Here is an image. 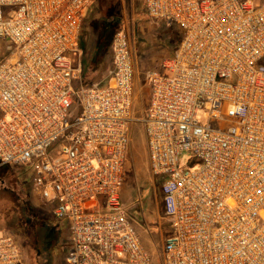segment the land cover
<instances>
[{
    "label": "built area",
    "instance_id": "obj_1",
    "mask_svg": "<svg viewBox=\"0 0 264 264\" xmlns=\"http://www.w3.org/2000/svg\"><path fill=\"white\" fill-rule=\"evenodd\" d=\"M94 1L0 0V166L31 165L35 192L68 221L67 264H151L121 202L136 121L129 35L114 33L104 84H84L68 56ZM145 7L182 33L148 73L141 119L173 229L163 264H264V0ZM185 151L198 168L181 166ZM0 264H23L2 232Z\"/></svg>",
    "mask_w": 264,
    "mask_h": 264
},
{
    "label": "rangeland",
    "instance_id": "obj_2",
    "mask_svg": "<svg viewBox=\"0 0 264 264\" xmlns=\"http://www.w3.org/2000/svg\"><path fill=\"white\" fill-rule=\"evenodd\" d=\"M262 0H255L259 7ZM124 30L130 38L135 66L136 121L131 125V145L125 164L121 202L151 256V264H163L161 239L173 235L171 223L158 213L163 212V180H154L149 171L146 134L141 122L150 98L148 73L160 69L177 49L176 27L154 22L148 17L145 0H97L82 27L78 48L69 53L75 68L81 64L82 81L86 85L104 84L113 64L112 36ZM51 156L58 154L51 152ZM195 160L191 151L181 157V166ZM31 165L0 166V232L12 235L23 254V264H67L70 249L68 221L57 220L54 205L34 190ZM157 244H159L157 250ZM48 257V258H47ZM48 259V261H47Z\"/></svg>",
    "mask_w": 264,
    "mask_h": 264
},
{
    "label": "crops",
    "instance_id": "obj_3",
    "mask_svg": "<svg viewBox=\"0 0 264 264\" xmlns=\"http://www.w3.org/2000/svg\"><path fill=\"white\" fill-rule=\"evenodd\" d=\"M96 1H97V0H96ZM96 1H94V2L92 3V5L90 6V8H89V10H88V12H87V14H86V17H87L89 11L91 10V8L93 7V5L95 4ZM86 17H85V19H86ZM153 21H154V22H158V21H155V20H153ZM84 22H85V20H84ZM159 23H163V22H159ZM78 46H81L80 42L78 43ZM78 46H77V50L80 51V57H81V55H82V51H81L80 48H82V46H81L80 48H78ZM163 219H164V220L167 219V221L170 222L169 219H168V217H167L166 214H165V209H164V211H163L162 213H161V212L158 213V220H157V222H158V224L160 225V228L163 226V223H164V222H163ZM165 242H166V241H164L163 238H162V239H161V246H160V252H161L162 254H163V250H164ZM156 246H157V250L159 251V248H158L159 244H157Z\"/></svg>",
    "mask_w": 264,
    "mask_h": 264
},
{
    "label": "trees",
    "instance_id": "obj_4",
    "mask_svg": "<svg viewBox=\"0 0 264 264\" xmlns=\"http://www.w3.org/2000/svg\"><path fill=\"white\" fill-rule=\"evenodd\" d=\"M177 29V28H176ZM178 30V29H177ZM178 33H179V42H178V46H179V44H180V42H181V39H182V33L178 30ZM114 35V34H113ZM112 38H113V36H112Z\"/></svg>",
    "mask_w": 264,
    "mask_h": 264
},
{
    "label": "flooded vegetation",
    "instance_id": "obj_5",
    "mask_svg": "<svg viewBox=\"0 0 264 264\" xmlns=\"http://www.w3.org/2000/svg\"><path fill=\"white\" fill-rule=\"evenodd\" d=\"M48 258V257H47ZM47 261H48V259H47ZM49 262V261H48ZM48 262H47V264H48Z\"/></svg>",
    "mask_w": 264,
    "mask_h": 264
}]
</instances>
